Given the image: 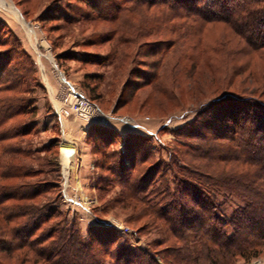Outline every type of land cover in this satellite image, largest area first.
I'll return each mask as SVG.
<instances>
[{
	"label": "rangeland",
	"instance_id": "374dc122",
	"mask_svg": "<svg viewBox=\"0 0 264 264\" xmlns=\"http://www.w3.org/2000/svg\"><path fill=\"white\" fill-rule=\"evenodd\" d=\"M158 10L149 8L145 0H0V62L10 59L9 66L14 65L11 73L0 74L3 205L56 204L63 216L51 223L76 215L85 235L88 226L100 223L117 229V225L122 228L117 231L131 244L144 246L158 235L146 220L130 221L134 210L108 205L118 199L121 187L118 175L107 168H115L120 158L116 155L107 161L103 151L122 155L127 153L125 145L133 142L136 147L126 154L127 168L135 166L132 172L140 176L157 162H165L162 168L172 188L174 176L181 177L180 172L195 165L206 174L232 169L225 163L193 158L191 146L199 141L193 136L211 132L214 118H230L224 113L225 102L221 103L225 93L246 94L241 98L244 105L264 101V61L256 54L250 57L256 74L263 76L258 80L234 76L227 84L224 77L232 67L224 63L217 65L218 72L213 70L218 75L215 79L209 70L204 71L206 79L201 73L199 78L193 75L195 80L184 72L176 75L175 56L170 54L172 37L152 33V28L160 25ZM193 29V35L201 37L193 36V44L206 45L209 50L220 49L223 33L233 43L237 41L222 24L205 26L203 31ZM204 58L213 63L215 57L210 52ZM248 60L238 57L233 65L242 67ZM157 66V76L149 84ZM17 74L26 77L19 81ZM142 76L145 82L139 79ZM63 77L99 106L108 124L97 126L112 130L110 141H101L95 133L89 136L91 125L60 114L59 81ZM240 115L248 116L245 111ZM251 116L262 117L256 112ZM132 133L139 135L131 137ZM62 147L74 152L65 155ZM175 153L179 157L173 166ZM60 169L63 201L60 189L53 187L60 181ZM31 186L44 192L35 200H15ZM124 228L129 232H123ZM142 228L146 230L137 233ZM250 264H264V255Z\"/></svg>",
	"mask_w": 264,
	"mask_h": 264
},
{
	"label": "trees",
	"instance_id": "16d2710c",
	"mask_svg": "<svg viewBox=\"0 0 264 264\" xmlns=\"http://www.w3.org/2000/svg\"><path fill=\"white\" fill-rule=\"evenodd\" d=\"M145 3L149 8L159 9L156 15L160 25L153 27L152 33L172 37L170 54L175 56L176 75L184 72L186 76L197 74L199 78L200 73L204 76V71L209 70L215 79L218 75L213 70L218 72L217 65L224 63L232 67L224 77L227 84H231L234 76L244 75L254 80L263 77L256 74L250 57L256 54L264 61V0H145ZM217 24L224 25L237 41L233 43L223 33L219 36L220 49L209 50L206 45L193 44L191 39L201 38L199 34L193 35L194 27L203 31L205 26ZM1 43L0 36V46ZM209 51L215 57L213 63L204 58ZM23 53L29 58L27 52ZM238 57L249 60L237 68L233 63ZM8 62H0L1 75L11 73L14 65L9 66ZM153 69L149 84L155 80L158 66ZM23 75L15 77L21 81ZM139 79L146 81L144 76ZM245 96L225 93L221 103L225 102L224 113L230 118H214L211 132L193 136L199 140L191 146L193 158L231 165L227 172L206 174L195 165L180 172L181 177L174 176L172 188L162 168L165 162H157L155 167L141 171L140 176H134L135 166L127 168L126 154L130 155L136 147L133 142L125 145L127 153L122 155L102 152L107 161L116 155L120 158L115 168H107L118 175L117 183L121 187L118 199L109 201L108 205L114 203L134 210L130 221L146 220L147 226L158 235L151 243L134 246L115 227L100 223L88 226L85 235L76 215L51 223L63 216L56 204L5 206L0 201V264H12L8 262L14 259L13 264H250L261 258L264 255V101L244 105L241 98ZM244 111L248 116L240 115ZM254 112L262 117H252ZM226 126L227 131L222 132L220 127ZM88 131L89 136L98 134L101 141H110L109 135L114 134L111 129L97 125H91ZM136 135L139 134L132 133L131 137ZM178 157L175 153L173 166ZM58 173L60 181L53 187L60 189L63 201L62 169ZM43 192L39 186H31L15 200H35ZM227 208L232 211L227 213Z\"/></svg>",
	"mask_w": 264,
	"mask_h": 264
},
{
	"label": "built area",
	"instance_id": "2783aa9c",
	"mask_svg": "<svg viewBox=\"0 0 264 264\" xmlns=\"http://www.w3.org/2000/svg\"><path fill=\"white\" fill-rule=\"evenodd\" d=\"M54 68H57V66ZM59 85L62 92L61 105L63 106L60 114L63 115L64 118H71L70 116H72L77 120L85 122L89 126L108 124L107 119L103 116L99 106L90 100L89 97L76 85L68 82L65 77L60 79ZM62 150L65 155H71L69 152L65 151L63 147ZM114 226H116L117 229H122L119 226L118 228L117 225ZM122 231L129 232L127 228H124Z\"/></svg>",
	"mask_w": 264,
	"mask_h": 264
},
{
	"label": "bare ground",
	"instance_id": "6f19581e",
	"mask_svg": "<svg viewBox=\"0 0 264 264\" xmlns=\"http://www.w3.org/2000/svg\"><path fill=\"white\" fill-rule=\"evenodd\" d=\"M64 150H65V151H67V152H69L70 154H72V153H73V151H72L71 147H68V148H67V147H65V148H64ZM69 153H68V154H69ZM73 155H74V154H73Z\"/></svg>",
	"mask_w": 264,
	"mask_h": 264
},
{
	"label": "crops",
	"instance_id": "0c3cea01",
	"mask_svg": "<svg viewBox=\"0 0 264 264\" xmlns=\"http://www.w3.org/2000/svg\"><path fill=\"white\" fill-rule=\"evenodd\" d=\"M71 120H72V119H71ZM74 120H75V119H74ZM74 120H72V121H74ZM74 128H76V127L73 126L72 130H73ZM78 151H80V148L78 149Z\"/></svg>",
	"mask_w": 264,
	"mask_h": 264
}]
</instances>
